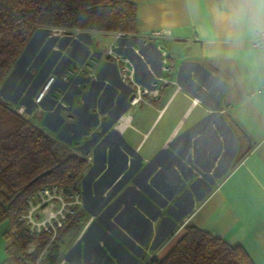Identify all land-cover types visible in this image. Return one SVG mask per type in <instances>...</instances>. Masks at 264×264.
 Wrapping results in <instances>:
<instances>
[{"label":"crops","instance_id":"obj_1","mask_svg":"<svg viewBox=\"0 0 264 264\" xmlns=\"http://www.w3.org/2000/svg\"><path fill=\"white\" fill-rule=\"evenodd\" d=\"M114 1L136 7L133 46L164 32L148 39L147 61L105 56L115 33L37 30L3 85L59 155L86 164L63 226L24 264H149L187 226L264 264V0ZM123 75L148 90L136 104Z\"/></svg>","mask_w":264,"mask_h":264},{"label":"trees","instance_id":"obj_2","mask_svg":"<svg viewBox=\"0 0 264 264\" xmlns=\"http://www.w3.org/2000/svg\"><path fill=\"white\" fill-rule=\"evenodd\" d=\"M135 21L136 7L125 1L0 0V86L37 30L131 36ZM85 165L77 156L59 155L48 135L0 100V225L9 226L6 258L1 264L37 259L53 232L33 231L25 225L23 217L34 205L32 199L46 190L72 191ZM149 264L253 262L240 246L187 226L171 250Z\"/></svg>","mask_w":264,"mask_h":264},{"label":"rangeland","instance_id":"obj_3","mask_svg":"<svg viewBox=\"0 0 264 264\" xmlns=\"http://www.w3.org/2000/svg\"><path fill=\"white\" fill-rule=\"evenodd\" d=\"M48 32L50 35L52 34V32L57 33L56 31H53V30L48 31ZM83 39H85V37L84 38L83 37L78 38V40H83ZM114 40H116V42L119 46L118 47L119 50H128L132 53L131 48H136L139 50V52L141 54L144 55V60L147 61L148 56L146 55L145 50L148 49V46H151L149 43H148L149 45H147V46H141L139 43H137V45L133 46L132 43H135V42L128 40V38L127 39L126 38H120V39H114ZM84 43H85V41H84ZM110 43L107 44L106 50H107V47ZM105 56L109 57L108 55H105ZM164 59L167 60L166 55L164 56ZM31 67H32V65L29 66L28 70H31ZM12 74L8 73L6 75V77L4 78L1 86H0V100H2V101H7L8 97L10 96L9 92L6 91V89L5 90L3 89V85L10 83L14 80V78H13L14 74L13 75ZM45 83L43 84V86L45 85ZM50 88H51V85L49 86V88L45 92V94L49 91ZM61 153H64V152H61ZM46 191H47V194H44V192H41L40 194L36 193L35 197L32 199V203H34V205L31 206V208L26 213V215H24L23 219L25 221V225L30 230L40 231L43 228H49L50 230L53 231V229H51V228L54 226V228H55V230L53 231V233H54L57 229V226L55 223L57 221H60V219L63 217L66 220V216H67L68 212L72 209L73 198L71 195L75 192L71 191V189H69V190L51 189V190H46ZM56 202H59V204L61 205V207H60L61 211L60 212H57V209L55 208ZM50 213H51L52 217L50 216ZM62 226H63V223H62L61 227ZM31 250H32V248L30 249V251Z\"/></svg>","mask_w":264,"mask_h":264},{"label":"built area","instance_id":"obj_4","mask_svg":"<svg viewBox=\"0 0 264 264\" xmlns=\"http://www.w3.org/2000/svg\"><path fill=\"white\" fill-rule=\"evenodd\" d=\"M57 32V30H54ZM61 31V30H59ZM64 32V31H61ZM77 34H80L79 32H77ZM165 34L162 31H157V32H152L150 33L148 36L142 37V38H138V43L141 46H147L148 44V39L150 38H161L163 37ZM120 38H128L127 35L122 34V33H115L112 42L108 45L107 50H106V55H108L109 57H112L115 60H119V57L116 55V51L119 49L118 44L116 42V40L114 39H120ZM256 46L261 48L264 54V32H261L256 40H255ZM132 50V54L137 57L139 60L144 61V55L141 54L139 52L138 49L136 48H131ZM158 59L160 60V62L164 63L165 59L162 55L158 56ZM123 62L126 63L128 66H132V62L129 58L124 57L123 58ZM125 71H127L126 68H124ZM130 73L132 75V70H130ZM131 75H123V79H127V83H130L134 88H135V95L133 96V98L131 99V104H136L139 99H140V94L141 93H148L147 89H144L143 91H140L138 86L133 82ZM54 81V76H49V78L47 79L45 85L42 87V89L40 90L39 94L37 95V97L34 99V103H39L41 98L43 97L44 93L48 90L49 86L52 84V82ZM19 112H21L22 110H18ZM44 194H47V191H43ZM51 216V213H50ZM52 217V216H51ZM54 217V216H53ZM64 221V217L60 219V221H57L55 224L57 226V228L61 227L62 223ZM45 230H49V228H43ZM53 230H55L54 226L51 228Z\"/></svg>","mask_w":264,"mask_h":264}]
</instances>
